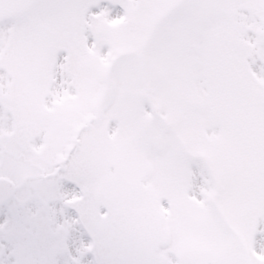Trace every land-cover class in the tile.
I'll list each match as a JSON object with an SVG mask.
<instances>
[{
	"label": "snow or ice",
	"instance_id": "snow-or-ice-1",
	"mask_svg": "<svg viewBox=\"0 0 264 264\" xmlns=\"http://www.w3.org/2000/svg\"><path fill=\"white\" fill-rule=\"evenodd\" d=\"M0 264H264V0H0Z\"/></svg>",
	"mask_w": 264,
	"mask_h": 264
},
{
	"label": "rangeland",
	"instance_id": "rangeland-1",
	"mask_svg": "<svg viewBox=\"0 0 264 264\" xmlns=\"http://www.w3.org/2000/svg\"><path fill=\"white\" fill-rule=\"evenodd\" d=\"M94 11H98V9H93ZM119 12L122 14L123 13V9L119 8Z\"/></svg>",
	"mask_w": 264,
	"mask_h": 264
}]
</instances>
